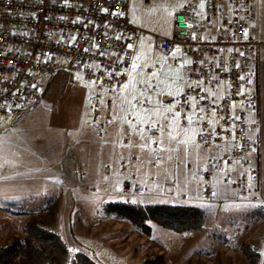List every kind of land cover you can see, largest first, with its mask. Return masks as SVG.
<instances>
[{"label":"built area","instance_id":"obj_1","mask_svg":"<svg viewBox=\"0 0 264 264\" xmlns=\"http://www.w3.org/2000/svg\"><path fill=\"white\" fill-rule=\"evenodd\" d=\"M178 1L170 35L151 37L152 53L169 56L180 68L181 90L160 93L144 75L131 109L150 115L156 102L167 120L193 130V144L204 157L186 170L204 202L213 199L215 179L221 177L237 200L262 204L261 169L253 155L260 147L261 97L254 83L264 34L256 39L250 33L255 0ZM147 34L129 22L128 0H0V132L41 103L52 79L65 76L69 86L91 89L86 127L105 142L115 122L113 101L128 83L138 43ZM131 109L124 122H135ZM138 129L145 133L144 148L156 156L157 126L149 117ZM133 138L128 128L118 143L128 149ZM136 160L131 153L129 161ZM119 172L128 173L125 161ZM159 189L166 193V185ZM144 191L135 182L121 184L124 194Z\"/></svg>","mask_w":264,"mask_h":264},{"label":"rangeland","instance_id":"obj_2","mask_svg":"<svg viewBox=\"0 0 264 264\" xmlns=\"http://www.w3.org/2000/svg\"><path fill=\"white\" fill-rule=\"evenodd\" d=\"M180 5L178 0H128L129 22L148 34L138 43L128 87L113 101L115 122L105 142L86 127L91 89L82 84L71 87L65 76L52 79L41 103L0 132V246L21 236L25 221L35 219L62 239L70 256L82 253L97 264H264V210L236 202L228 186H221L210 202H201L199 187L185 169L188 159L179 156L182 151L168 142L163 154H148L141 150L147 144L139 135L142 129L133 138L137 146L125 149L118 143L128 129L123 118L136 97L134 88L144 75L160 93L181 90L180 68L169 56L152 53L151 37L170 35L172 16ZM154 106L160 113L156 102ZM169 125L175 136L188 132L183 146L189 148L187 156L196 153L203 159L204 152L190 144L193 130L179 129L174 121ZM131 153L137 155L136 162L129 161ZM122 161L131 175L120 174ZM134 180L146 190L139 195L122 193V182ZM163 185L166 193L159 189ZM183 196L195 202H182ZM110 203L189 205L202 212L204 222L199 230L175 233L148 221L146 235L105 213Z\"/></svg>","mask_w":264,"mask_h":264},{"label":"trees","instance_id":"obj_3","mask_svg":"<svg viewBox=\"0 0 264 264\" xmlns=\"http://www.w3.org/2000/svg\"><path fill=\"white\" fill-rule=\"evenodd\" d=\"M104 212L127 221L146 235H149L148 221L175 233L199 230L204 222L200 210L183 205L110 203ZM0 264L97 263L82 253L70 256L64 242L55 232L43 227L35 219H27L21 229V236H14L0 246Z\"/></svg>","mask_w":264,"mask_h":264},{"label":"crops","instance_id":"obj_4","mask_svg":"<svg viewBox=\"0 0 264 264\" xmlns=\"http://www.w3.org/2000/svg\"><path fill=\"white\" fill-rule=\"evenodd\" d=\"M250 33L256 39H261L263 37V34H264V0H255V18H254L253 24L251 25ZM258 68H259L258 76L256 78V82L254 83V87H256L258 89V91L260 93V97H261L260 110H259L260 147H259L258 152L253 155V158L256 161H258V163L260 165V169H261L260 189H261L262 196L264 198V52H262L260 57H259ZM131 110L133 111L136 120L133 123L125 122V125L133 131V134L135 136L138 135L136 132L138 130V127L142 128V126L145 123V121L147 120V118L150 117L152 123L155 124L159 130L158 144H159L160 150L162 152L161 154H163V152L165 150V148L162 149L163 147H165L164 144L169 142L170 144H172L171 148L182 151L181 152L182 154H180L179 156L182 157V159H186V160L188 159V161L186 162L187 164L191 163L189 161V158H190V160L192 158L193 162L195 160H202V158L199 157L196 153L193 155V157L187 156L186 152H189V148H186V150H185L183 146L187 143L186 141H187V138L189 136L188 132L187 131L176 132V136H175V134H174L175 132L173 131V127L169 125V123L172 121L167 120L165 118L163 110H160V113L157 112V110H153L150 115H148L146 112H144L140 109H137V108H132ZM158 113L162 114V116L161 115L159 116ZM175 124H176V122H175ZM139 135L143 136V140L146 141L145 133L143 131H142V133L140 132ZM133 144H135L134 141H133ZM190 144L194 145L193 144V138H192V141H190ZM133 148H134V146H133ZM143 148H144V146L141 145V150ZM147 153L151 154L149 152H147ZM132 154H134V153H132ZM179 156H178V158H179ZM160 157H158V158H160ZM158 158H155V160H157ZM131 163H133V162H131ZM150 163H152V162L150 161ZM176 165H178V166L181 165L183 167L185 165V163H181L179 161H176ZM131 168H129V171L131 170ZM185 169H186V166H185ZM128 174H129V172H128ZM129 175H131V174H129ZM134 182L140 186H143V185L139 184L138 182H136V180H134ZM221 186L227 189V185L222 182L221 177H217L215 179V186H214V193L215 194L214 195H216V192L220 190ZM145 190H146V188H145ZM195 193H196V196H198L197 191H195ZM198 197L200 198L201 202H204L200 197V191H199ZM181 199H182V202H189V203L195 202V201L187 200L186 196H183ZM235 201L242 204V205H246V206H250L252 208L264 210V203H262V204H251L248 202L239 201L237 199ZM189 207H192V206H189Z\"/></svg>","mask_w":264,"mask_h":264},{"label":"snow or ice","instance_id":"obj_5","mask_svg":"<svg viewBox=\"0 0 264 264\" xmlns=\"http://www.w3.org/2000/svg\"><path fill=\"white\" fill-rule=\"evenodd\" d=\"M129 47H131V46L129 45ZM133 67H136V65L134 64ZM153 75H155V73H154ZM149 86L151 87V85H149ZM127 87H128V85L125 84V85H124V88H127Z\"/></svg>","mask_w":264,"mask_h":264}]
</instances>
